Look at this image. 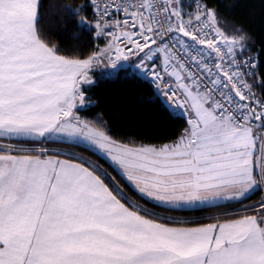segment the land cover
<instances>
[{
    "label": "snow or ice",
    "instance_id": "snow-or-ice-1",
    "mask_svg": "<svg viewBox=\"0 0 264 264\" xmlns=\"http://www.w3.org/2000/svg\"><path fill=\"white\" fill-rule=\"evenodd\" d=\"M209 4L88 0L67 10L105 43L79 58L41 31V0H0V264H264V198L246 203L264 190V76ZM98 67L149 80L186 126L114 138L80 112Z\"/></svg>",
    "mask_w": 264,
    "mask_h": 264
},
{
    "label": "trees",
    "instance_id": "trees-1",
    "mask_svg": "<svg viewBox=\"0 0 264 264\" xmlns=\"http://www.w3.org/2000/svg\"><path fill=\"white\" fill-rule=\"evenodd\" d=\"M87 3L88 0H41L40 29L57 46L60 54L86 58L104 46V39H96L91 29L79 26L78 17L67 10ZM209 6L217 8L218 14L227 22L225 27L229 31L231 26H236L243 28L249 35L250 55L257 59L258 76H264V0H210ZM85 14L91 16L90 11ZM111 75L108 69H93V83L84 86L88 104L80 112L87 118L101 117L114 138L163 143L175 139L186 126L185 118L170 112L148 80L134 79L123 74ZM257 95H262L259 88ZM71 150L80 154L79 149ZM262 195L263 190L257 191L246 203L255 204ZM220 211L222 209L216 208L185 210L172 215L180 220L210 222L207 218Z\"/></svg>",
    "mask_w": 264,
    "mask_h": 264
},
{
    "label": "built area",
    "instance_id": "built-area-1",
    "mask_svg": "<svg viewBox=\"0 0 264 264\" xmlns=\"http://www.w3.org/2000/svg\"><path fill=\"white\" fill-rule=\"evenodd\" d=\"M252 56V58L253 59H256V57L255 56H253V55H251ZM257 60V59H256ZM148 82H149V84H150V81L148 80ZM151 85V84H150ZM154 90H155V88L153 87V86H151ZM162 99V98H161ZM163 100V99H162ZM168 107V106H167ZM169 110H170V112L172 113V114H175V115H181L179 112H174L172 109H170L169 108ZM262 198H264V190H263V195H262Z\"/></svg>",
    "mask_w": 264,
    "mask_h": 264
},
{
    "label": "rangeland",
    "instance_id": "rangeland-1",
    "mask_svg": "<svg viewBox=\"0 0 264 264\" xmlns=\"http://www.w3.org/2000/svg\"><path fill=\"white\" fill-rule=\"evenodd\" d=\"M111 76H114L113 74Z\"/></svg>",
    "mask_w": 264,
    "mask_h": 264
},
{
    "label": "crops",
    "instance_id": "crops-1",
    "mask_svg": "<svg viewBox=\"0 0 264 264\" xmlns=\"http://www.w3.org/2000/svg\"><path fill=\"white\" fill-rule=\"evenodd\" d=\"M101 68H103V67H101ZM66 150V149H65Z\"/></svg>",
    "mask_w": 264,
    "mask_h": 264
}]
</instances>
